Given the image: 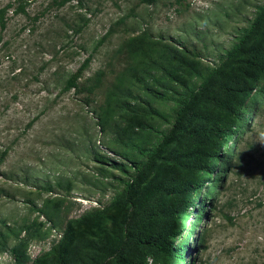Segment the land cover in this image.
<instances>
[{
	"label": "rangeland",
	"instance_id": "obj_1",
	"mask_svg": "<svg viewBox=\"0 0 264 264\" xmlns=\"http://www.w3.org/2000/svg\"><path fill=\"white\" fill-rule=\"evenodd\" d=\"M56 1L27 0L17 13L22 0H0V10L12 5L0 23V264H121L114 254L129 219L181 134V101L225 61L264 0ZM138 36L172 54L154 53L124 88L133 60L119 49ZM237 122L217 164L222 179L198 196L206 213L194 223L191 205L176 224L187 262L137 251L131 264H264V77ZM136 177L132 202L114 206Z\"/></svg>",
	"mask_w": 264,
	"mask_h": 264
},
{
	"label": "trees",
	"instance_id": "obj_2",
	"mask_svg": "<svg viewBox=\"0 0 264 264\" xmlns=\"http://www.w3.org/2000/svg\"><path fill=\"white\" fill-rule=\"evenodd\" d=\"M22 1L15 10L17 13L25 12L27 0ZM70 1L72 0H57L56 4L64 6ZM156 1L140 0V3L153 4ZM11 6L8 4L0 10L2 29L6 27L5 15ZM113 32L112 27L97 47ZM119 50L127 52L133 60L125 69L126 78L121 79L125 84L124 88L139 82L145 62L154 53L164 57L172 54L167 44L147 40L143 36L129 39ZM91 60L92 55L72 74L66 86L67 90L78 87V80ZM263 77L264 6L227 52L225 61L211 70L199 89H193L190 96L181 101L174 129L181 131L179 139L170 146V159L165 171L146 184L139 204L129 219L127 231L114 254L116 261L131 264L130 256L138 251L146 259L169 254L187 262L184 247L176 251L174 246V239L179 231L176 230V224L185 219L191 205L195 206L194 223L201 220L200 216L206 213L197 200L198 196L201 189L207 186L206 197H210L214 185L209 187L207 183L211 177L222 179L219 175L222 170L216 169L220 160L223 166L226 163L223 159V146L233 139L238 129L237 120ZM120 84L116 85V90L121 89ZM161 146L163 143L154 149L140 174L154 161ZM139 178L126 183L123 191L112 203L114 206L124 207L132 202L136 196ZM191 264H195L194 259Z\"/></svg>",
	"mask_w": 264,
	"mask_h": 264
},
{
	"label": "clouds",
	"instance_id": "obj_3",
	"mask_svg": "<svg viewBox=\"0 0 264 264\" xmlns=\"http://www.w3.org/2000/svg\"><path fill=\"white\" fill-rule=\"evenodd\" d=\"M261 140H264V133H261Z\"/></svg>",
	"mask_w": 264,
	"mask_h": 264
}]
</instances>
